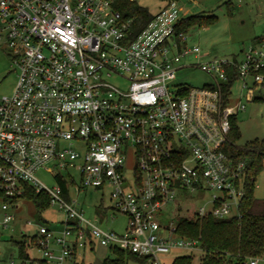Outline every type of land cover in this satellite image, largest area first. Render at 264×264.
Masks as SVG:
<instances>
[{
    "label": "built area",
    "instance_id": "2783aa9c",
    "mask_svg": "<svg viewBox=\"0 0 264 264\" xmlns=\"http://www.w3.org/2000/svg\"><path fill=\"white\" fill-rule=\"evenodd\" d=\"M185 17L171 1L134 33L113 0H0V42L18 71L12 94L0 97V237L26 187L65 213L61 232L41 225L32 236L35 264H76L96 243L171 264L163 257L175 250H200L199 239L180 236L165 217L181 195L200 200V219L243 217L248 166L227 150L230 99L237 83L242 100L264 95V39L242 59L186 65L203 54L188 45ZM189 66L211 82L172 86ZM108 187L111 209L128 218L123 234L87 219L74 200Z\"/></svg>",
    "mask_w": 264,
    "mask_h": 264
},
{
    "label": "rangeland",
    "instance_id": "374dc122",
    "mask_svg": "<svg viewBox=\"0 0 264 264\" xmlns=\"http://www.w3.org/2000/svg\"><path fill=\"white\" fill-rule=\"evenodd\" d=\"M141 6L149 8L155 13L166 5L160 0H136ZM186 17L192 15H212L214 20L206 26H195L189 31L188 45H198L202 56L199 59L185 60V64L191 62L205 63L214 58H230L238 55L242 59V53L252 46H257L256 39L264 37V0H180ZM189 61V62H188ZM18 79V71L15 68L9 52L0 42V97L11 95ZM211 82V77L197 67H182L176 73L172 86L202 87ZM240 84L237 83L230 99V112L236 113L238 138L236 145L244 147L250 142L264 140V95L260 101H247L240 99ZM240 103L245 104V109L238 112ZM39 177L48 186L56 185L57 181L49 173L40 172ZM111 188H89L80 194L74 195L77 207L82 209L87 219L96 221L106 230H112L123 234L127 228L128 218L124 214L113 212L111 200ZM255 196L264 199V159L263 169L257 177ZM200 202L191 196L181 195L177 201L169 205L165 213L168 222H177L179 208L186 207L192 210ZM99 207L107 209L106 214H100ZM15 221L7 229L1 231L0 237V264H22L19 257V247L16 242L27 236L36 235L39 226L45 225L55 232L64 229L65 213L58 207H48L39 210L30 200L19 199L14 208ZM186 215L185 210L182 212ZM188 214V212H187ZM101 215L103 221H101ZM106 215V216H105ZM31 222L32 224H28ZM33 257H40L38 250H28ZM191 253L188 250H175L171 255L163 257L165 262L172 263L178 255ZM110 255L108 247L96 243L92 249H87L77 257L76 264H103ZM260 264H264V255L259 258ZM130 264H137L131 262Z\"/></svg>",
    "mask_w": 264,
    "mask_h": 264
},
{
    "label": "trees",
    "instance_id": "16d2710c",
    "mask_svg": "<svg viewBox=\"0 0 264 264\" xmlns=\"http://www.w3.org/2000/svg\"><path fill=\"white\" fill-rule=\"evenodd\" d=\"M166 3L180 0H160ZM115 10L123 13L126 18L133 19V32L137 33L153 18L149 8L141 6L137 1L113 0ZM214 20L212 15H192L185 17L181 22V30L184 33L195 26H206ZM264 37H258L260 42ZM237 59L238 57H234ZM264 74V68L260 71ZM237 75L230 78L228 86L234 84ZM262 97H256L255 101L262 100ZM238 138L237 117L231 119V144L227 145V150L238 161H245L248 166V179L246 195L241 204V219H216L212 216L200 219L195 214V208L186 210V207L179 208L177 218L178 234L180 236L199 239L200 250L190 251L186 255L176 256L171 264H247L252 258H261L264 255V199L255 196V185L257 177L263 169L264 159V140L250 142L244 147L236 145ZM251 177L254 179L252 180ZM64 185V184H63ZM65 187V185H64ZM32 201L39 210H45L50 207V197L45 193H37L31 187H26L25 194L14 198ZM65 198L70 201V194H65ZM185 210L186 215H183ZM100 214H106L107 209L99 207ZM188 212V214H187ZM106 216V215H105ZM104 216L101 215V221ZM34 239L27 240L23 235L21 241L16 242L19 247V257L22 263L30 261L28 264H35V260L29 253L33 246ZM110 255L105 258L103 264H147L148 257L135 254L128 249L121 247H109Z\"/></svg>",
    "mask_w": 264,
    "mask_h": 264
},
{
    "label": "crops",
    "instance_id": "0c3cea01",
    "mask_svg": "<svg viewBox=\"0 0 264 264\" xmlns=\"http://www.w3.org/2000/svg\"><path fill=\"white\" fill-rule=\"evenodd\" d=\"M242 56H243V53H242ZM233 57H238V55H235V56H233ZM258 264H260V261H259V263Z\"/></svg>",
    "mask_w": 264,
    "mask_h": 264
}]
</instances>
